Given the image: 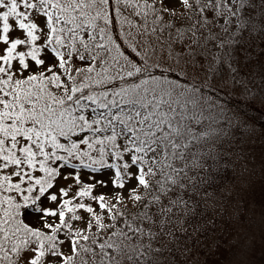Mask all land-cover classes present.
<instances>
[{"label":"snow or ice","instance_id":"6c2138e0","mask_svg":"<svg viewBox=\"0 0 264 264\" xmlns=\"http://www.w3.org/2000/svg\"><path fill=\"white\" fill-rule=\"evenodd\" d=\"M256 98L264 0H0V264H254Z\"/></svg>","mask_w":264,"mask_h":264},{"label":"rangeland","instance_id":"374dc122","mask_svg":"<svg viewBox=\"0 0 264 264\" xmlns=\"http://www.w3.org/2000/svg\"><path fill=\"white\" fill-rule=\"evenodd\" d=\"M237 93H239V95L243 97H246L242 94L241 89H237ZM256 100L260 101L259 98H256ZM255 129H256V132L254 133V135L256 136V139L248 141V143L251 145V153L255 158V167H254V170L251 172V174L245 173V177L247 178V182L245 183V188L247 189V194L250 197L255 199L257 202H260V201H264V172H262L261 165H260V157L262 154H264V140H262L261 138V134H260L261 130L256 127ZM232 179L236 180L237 182H241V178L239 176L238 171L235 172L234 178ZM217 228L227 229V226L225 223H221L217 225ZM212 235H216V233H210L209 238ZM252 250H253L252 255L256 251L258 252V254L263 253L261 239H260L259 234H257L255 242L252 245ZM203 251L206 254L203 255L201 259L206 261V264H208V260H207V255L209 254L207 253L208 250L204 249ZM252 255L250 259L252 258ZM251 260L254 262V264H261L260 262L257 261V259L255 260L251 259Z\"/></svg>","mask_w":264,"mask_h":264},{"label":"trees","instance_id":"16d2710c","mask_svg":"<svg viewBox=\"0 0 264 264\" xmlns=\"http://www.w3.org/2000/svg\"><path fill=\"white\" fill-rule=\"evenodd\" d=\"M229 91H231V89H229ZM231 98L234 99L237 103L248 101V97H243L239 95V93L233 94ZM244 106L248 109V115L254 127L260 130L264 129V105H262L260 101L255 99L251 103H245ZM234 174L235 172L231 174V178H234ZM225 231H227L226 228ZM207 253H209L207 255L208 264H224L225 259L231 256V252L228 250L227 243L223 244L219 250ZM251 259H257L258 262L264 264V252L258 254V252L256 251L255 253H253Z\"/></svg>","mask_w":264,"mask_h":264}]
</instances>
